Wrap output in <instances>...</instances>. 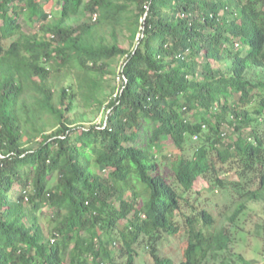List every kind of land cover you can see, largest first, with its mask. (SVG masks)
I'll list each match as a JSON object with an SVG mask.
<instances>
[{"label":"trees","instance_id":"16d2710c","mask_svg":"<svg viewBox=\"0 0 264 264\" xmlns=\"http://www.w3.org/2000/svg\"><path fill=\"white\" fill-rule=\"evenodd\" d=\"M123 28L130 51L107 41ZM117 58L122 86L103 101L98 78ZM254 68L264 70V0H0V264H136L145 246L152 264H174L158 252L165 235L183 241L179 264H232L229 232L190 194L198 178L231 186V224L264 203ZM61 69L76 89L54 91ZM78 96L107 110L104 123L75 125ZM191 138L200 144L186 156Z\"/></svg>","mask_w":264,"mask_h":264},{"label":"rangeland","instance_id":"374dc122","mask_svg":"<svg viewBox=\"0 0 264 264\" xmlns=\"http://www.w3.org/2000/svg\"><path fill=\"white\" fill-rule=\"evenodd\" d=\"M56 1V0H55ZM134 7H131L132 10ZM129 9V10H130ZM130 10V11H131ZM49 13L54 14L59 11V6L54 5L52 10L47 9ZM128 11V12H130ZM130 16L131 13H128ZM91 16H86L82 18V21L90 20ZM94 18V17H93ZM81 21V22H82ZM26 33L36 32L37 26L24 27ZM107 41L109 43L116 42L125 50H131L134 46V41L130 37V33L126 28L118 29L115 39L107 35ZM122 58H117L113 62H110L109 67H105L103 73L99 76V83L101 89V99L103 101H108L110 97H113L122 86V81L120 79ZM49 67V65H47ZM219 67L223 68V63L219 64ZM65 71H53L52 76L54 80L50 83L53 84L54 91H57L60 87L70 88L69 83H72V87L76 89L74 75H69L64 78ZM246 78L252 82L264 81V70L261 69H251L247 72ZM71 92V91H70ZM68 117L76 122L75 125H83L85 127L90 126H100L104 123L107 110L99 107L92 102L88 105L85 104L83 99L78 96L73 103L72 110L67 113ZM191 113L187 114L190 118ZM224 131L227 136L232 138L235 137L234 131L231 127L225 125ZM50 130V129H47ZM228 139V138H227ZM200 141L194 138L188 139L183 147L182 153L189 156L192 154L193 149L199 146ZM164 155L170 160L173 158L175 153H178L176 146L171 139L167 140L164 144ZM161 166V174L167 179L171 180L172 172L170 165L167 161L159 158ZM219 166V165H218ZM220 178L222 180H229L232 182L236 177L234 174H221ZM227 182V183H229ZM17 189V187H14ZM191 196V202L195 204L197 210L206 209L210 212L217 223L224 226L229 232L232 243L230 250L224 253V256L230 259L232 264H243V261L249 262L250 264H264V203L263 202H250L247 205V210L242 216L234 223L231 224L225 217H228L234 210V201L237 197V193L233 191L231 186H227L224 189L220 188H210L208 183L202 179L198 178L193 186ZM189 213V209L187 211ZM41 213L43 214L41 225L44 227L47 233V218L51 213L48 208H44ZM226 213V214H225ZM226 215V216H225ZM182 247L183 241L181 238L172 237L165 235L164 238L158 244L159 255L163 258L171 259L174 264H179L182 260ZM120 248V245L115 247V250ZM149 250L145 247H139L137 249L136 264L150 263L152 264V259L149 255Z\"/></svg>","mask_w":264,"mask_h":264}]
</instances>
